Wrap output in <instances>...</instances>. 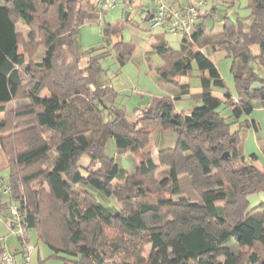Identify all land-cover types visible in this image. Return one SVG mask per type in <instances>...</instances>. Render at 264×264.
I'll list each match as a JSON object with an SVG mask.
<instances>
[{
  "label": "trees",
  "instance_id": "16d2710c",
  "mask_svg": "<svg viewBox=\"0 0 264 264\" xmlns=\"http://www.w3.org/2000/svg\"><path fill=\"white\" fill-rule=\"evenodd\" d=\"M75 1L38 0L44 13H54L55 24L49 27L46 20L38 24L44 31V54L39 61L26 62L18 52L21 33L13 13L33 28L34 11L20 1L0 0V114L6 117L8 105L22 96L26 102L20 103L17 116L29 126L18 148L9 142L12 135L4 136V129H10L8 121L0 119V150L9 169L8 196L22 214L25 233L24 238L18 236L19 241L28 242L27 231L35 229L51 256L60 258L62 264H158V260L264 264V214L246 211L247 195L264 190V166L258 169L246 161L238 150V131L230 127L251 112L253 100L264 107V0H248L247 17L235 21L224 17L221 29L213 33L206 31L205 19L213 17L214 8L201 9L195 26L182 34L178 51L156 36L151 50L164 61L157 68L158 76L166 86L177 87L178 94L154 98L131 120L116 105L112 87L98 81L103 71L100 60L110 54L107 47L114 50L120 66L133 54L134 46L120 40L123 24L106 28L105 45L84 57L85 75L80 81L74 83L68 77L73 72L57 65L64 45L76 61L80 59L79 28L97 9L103 10L99 0L86 1V10L76 9ZM152 13L153 9L145 12L146 21L151 22ZM219 51L232 60L236 90V96L226 91L223 100L212 91L225 87L210 59ZM193 64L201 89L195 97L201 104L187 114L175 113L172 100L189 93V84H175V79L186 77ZM254 83L259 84L255 89ZM44 90L49 96H41ZM222 102L230 109L228 119L218 110ZM160 128L176 132L177 141L174 148L158 151L157 160L167 169L158 184L166 194H153L144 181L133 179L136 174L128 176L106 147L112 139L115 152L139 155L136 171L147 179L158 166L151 152L143 149L150 132ZM225 153L227 159L222 157ZM83 157L86 164L81 162ZM43 162L45 170L39 167ZM186 175L199 196L197 202L181 195L180 179ZM36 179L46 183L51 202L58 205L57 215L67 235L61 240L41 217L40 200L30 198L18 185ZM80 185L86 189L78 191ZM87 189L113 197L118 208L96 200ZM1 207L7 208V203ZM109 228H116L118 236H106ZM146 244L155 256H142ZM220 254L225 260H218Z\"/></svg>",
  "mask_w": 264,
  "mask_h": 264
},
{
  "label": "rangeland",
  "instance_id": "374dc122",
  "mask_svg": "<svg viewBox=\"0 0 264 264\" xmlns=\"http://www.w3.org/2000/svg\"><path fill=\"white\" fill-rule=\"evenodd\" d=\"M25 3L31 11H34L36 18V25L32 27H26L18 18L16 13H13L16 17V29L21 33L20 45L18 52L22 54L26 62H36L41 59L44 54V31L38 27V24H44L43 20H46V25L53 27L55 24L54 13L48 11L43 12L42 7L39 5L38 0H15ZM86 1L88 0H76L75 8H86ZM95 2V0H90ZM179 4H186L188 2H203L202 12L210 11L212 8V16L205 19V27L207 32H217L221 29L223 18L227 17L232 21H235L237 17H247L249 10L247 8L248 0H169ZM116 0L115 6L111 9L103 8L102 12L97 9L93 13V17L87 19L83 25L79 28L77 34L78 51L82 55L78 61L75 60V56L70 49L64 45L60 48L58 53L57 65L64 67L73 72L68 77L73 80L80 81L83 72L86 55L91 50L100 49L105 45V30L115 24H123L120 31L121 39L123 43L132 44L134 46L132 56L120 66L116 60L114 50L107 47L110 50V54L106 55L100 60L102 73L98 77V81L102 84H108L115 92L114 100L116 105L122 107L127 113L128 119H133L137 110L146 106L154 98L168 97L174 93L178 94V89L175 86H166V84L160 80L157 68L164 64L160 55L151 50V43L155 40L156 36L163 37L169 47L173 51L180 49L182 40V34L178 32H170L161 27H152V23L146 21L145 12L152 10L154 3L152 0ZM74 8V10H76ZM86 10V9H85ZM86 12V11H85ZM88 14V13H86ZM128 19V22H124ZM34 29V30H33ZM113 38V42L116 41ZM79 52L77 55L79 56ZM213 62L225 82L224 88H212L214 95L223 100V94L228 91L232 96H236V90L234 86L233 76L230 72L231 58L227 57L225 52L219 51L211 55ZM78 63V64H77ZM175 84H189V93L181 95L179 98L172 100L174 111L176 113L187 114L188 111L201 104L200 100L195 97L200 92L199 72L195 66L192 65V69L189 71L186 77H180L175 79ZM49 91L44 90L41 96H49ZM26 102V100L20 96L8 105L10 109L4 117L0 114V119L3 117L9 123L10 129H4V136L12 135L13 138L9 141L10 144H15L18 148L22 146V142L25 140L26 135L23 133L28 130V123L23 118L18 117L17 113L21 108L20 103ZM220 114L228 119L230 109L222 102L218 108ZM232 121V120H229ZM254 124L255 126H252ZM231 131H238L239 143L238 150L244 155L246 161L249 164L256 166L258 169H262L264 166V107L261 106L258 99L253 100V109L248 115H241L240 118L235 121L231 126ZM148 128L147 126L144 127ZM177 141L176 132L166 129H153L150 132L149 143L146 145L144 151L151 152L152 158L155 160L158 169L149 178H142L138 175L136 167L139 161V155H135L131 152H115L114 141L111 139L107 143L106 153L114 158L116 163L122 168H125L128 172V176L135 175L134 180L141 179L144 181V187L149 189L153 194H166L164 190L159 187V181L167 176V169L161 167L157 160L158 151L165 148H174ZM144 154L143 151H141ZM229 156H225L223 159H227ZM5 158L3 152L0 150V264H5L1 260L2 251L12 255L14 263L22 264L23 257L28 256V264H62L60 258L51 256V249L38 238L35 229H29L27 231L28 244L33 249L28 255L24 248V244L18 239V235L11 231L10 223L8 220L9 208L8 206L14 205L8 194L4 192L5 187L9 182V169L5 166ZM83 164H86L87 159L83 157ZM39 167L43 170L46 169V164L43 162L39 164ZM191 177L182 176L180 179V191L181 195L187 196L192 201H199L198 194L192 189ZM131 183L128 182L127 185ZM18 185L23 193L32 196L40 200V215L44 217L49 228L52 229L53 236L55 235L58 240H61L63 236H67L64 232L63 225L58 218V205H54L49 197L48 187L42 179H36L28 184H23L21 181ZM123 186V185H122ZM78 191H84L86 187H76ZM96 200L104 202L113 208H118V203L113 197L106 198L94 190L87 189ZM82 198V196H81ZM177 197H173L176 199ZM246 211L254 213L256 215L264 214V190L250 193L247 195ZM86 202V201H85ZM3 203H7V208L1 207ZM48 215V217L46 216ZM116 228H109L106 231V236L109 238L118 236ZM64 237V238H65ZM154 250L150 244H146L143 247L142 256H155ZM218 260H225V256L220 254ZM158 264H167L165 261H157Z\"/></svg>",
  "mask_w": 264,
  "mask_h": 264
},
{
  "label": "built area",
  "instance_id": "2783aa9c",
  "mask_svg": "<svg viewBox=\"0 0 264 264\" xmlns=\"http://www.w3.org/2000/svg\"><path fill=\"white\" fill-rule=\"evenodd\" d=\"M102 8H112L116 0H99ZM154 3L153 13L151 14L152 27H161L170 32H178L180 34H187L195 26L198 21L199 11L203 7V2H188L186 4H176L169 0H152ZM4 192L8 194L9 187L6 186ZM10 228L11 231L18 236L24 238L25 233L22 226V214L19 212L17 206L10 205ZM24 248L28 255L33 247L24 242ZM1 260L5 264H13L12 255L2 251ZM29 257L24 256L22 264H28Z\"/></svg>",
  "mask_w": 264,
  "mask_h": 264
},
{
  "label": "water",
  "instance_id": "95a60500",
  "mask_svg": "<svg viewBox=\"0 0 264 264\" xmlns=\"http://www.w3.org/2000/svg\"><path fill=\"white\" fill-rule=\"evenodd\" d=\"M150 18H151V16H150ZM258 86H259L258 83H254V84H252V88H253V89L257 88ZM185 119H187V116L185 117ZM226 155H227V153H225L222 157L224 158Z\"/></svg>",
  "mask_w": 264,
  "mask_h": 264
},
{
  "label": "crops",
  "instance_id": "0c3cea01",
  "mask_svg": "<svg viewBox=\"0 0 264 264\" xmlns=\"http://www.w3.org/2000/svg\"><path fill=\"white\" fill-rule=\"evenodd\" d=\"M134 51H136V48H135V50ZM210 59H211V61L213 62V59H212V57H210ZM181 84H183V83H181ZM213 95H214V92H213ZM215 97H217L216 95H214ZM217 98H219V97H217ZM220 100H221V98H219ZM176 113V112H175Z\"/></svg>",
  "mask_w": 264,
  "mask_h": 264
}]
</instances>
